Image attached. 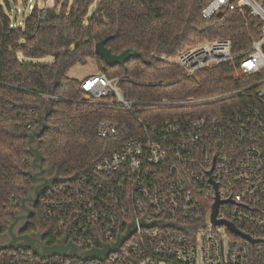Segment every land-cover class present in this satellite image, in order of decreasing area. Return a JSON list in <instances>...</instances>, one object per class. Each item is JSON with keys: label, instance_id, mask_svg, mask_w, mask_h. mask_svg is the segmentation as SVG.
Masks as SVG:
<instances>
[{"label": "built area", "instance_id": "built-area-1", "mask_svg": "<svg viewBox=\"0 0 264 264\" xmlns=\"http://www.w3.org/2000/svg\"><path fill=\"white\" fill-rule=\"evenodd\" d=\"M222 9L260 21V34L246 49L234 53L231 41L220 37L187 47L174 58H158L187 76L229 62L249 83L163 105L210 103L251 91L262 108L239 105L153 124L138 119V133L100 120L97 135L117 146L88 173L72 181L60 179L44 190L38 198L41 215L53 224V243L65 240L83 253L113 246L130 229L131 234L102 260L43 258L17 248L7 253L6 264H264V0H209L201 16L210 18ZM80 81L90 99L126 109L133 104L122 96L117 76L99 71ZM216 197V219L242 235L212 222Z\"/></svg>", "mask_w": 264, "mask_h": 264}, {"label": "trees", "instance_id": "trees-1", "mask_svg": "<svg viewBox=\"0 0 264 264\" xmlns=\"http://www.w3.org/2000/svg\"><path fill=\"white\" fill-rule=\"evenodd\" d=\"M20 1L29 12L12 19L17 0H0V234L7 231L34 184L28 140L46 111L45 128L34 143L42 155V175L72 181L117 146L113 139L97 135L100 120L138 133V119L153 124L226 112L239 105L262 108L251 91L210 103L163 105L203 99L249 83L229 62L187 76L158 58H174L193 44L220 37L231 41L234 53L241 52L260 34V21L248 13L222 9L203 18L201 9L209 0H62L49 7L34 0L31 9L30 0ZM101 40L112 54L129 49L134 56L122 66L109 67L94 54V45ZM44 56L52 60L27 61ZM89 58L107 76L120 78L122 96L133 103L130 109L86 97L81 81L67 75ZM35 208L25 230L55 242L53 224L42 217L39 200ZM12 251H0V264H6L5 256Z\"/></svg>", "mask_w": 264, "mask_h": 264}, {"label": "water", "instance_id": "water-1", "mask_svg": "<svg viewBox=\"0 0 264 264\" xmlns=\"http://www.w3.org/2000/svg\"><path fill=\"white\" fill-rule=\"evenodd\" d=\"M94 54L100 56L105 64L109 67H113L115 65H124L125 62L130 58V56H134V53L131 52V50L127 49L121 52L120 54H112L109 49L105 47V40H101L94 45ZM47 115V111L45 115L39 116L37 119L39 127L32 131L29 135V149L32 153V172L31 176L33 178L34 184L31 186L32 194L28 195L21 199L20 201V209L16 213V216L14 220L10 223V225L7 228V231L5 232L9 240L4 243H0V251L1 250H8V249H17V248H23V249H30L32 252L37 254L40 257H48L51 255H64V256H76L77 258H96V259H104L106 255L110 251L116 250L120 243H122L130 234L131 229L127 231V234L125 236H121L118 241L113 246H105L104 249H94L90 250L88 252H80L76 245H74L71 242H65V240H58L56 243L48 244L47 241L43 240V234L42 233H16L14 230L15 226L19 222H23L20 231L25 230L27 220L31 217L33 214L32 207L36 205L38 202L39 195L46 190L53 182H56L60 179L58 178H51L47 179L44 178L42 175L41 170V160L42 155L38 148L35 146V140L37 137L40 136L41 132L45 128V122L44 119ZM220 201L216 197L215 202L212 205V212H211V220L213 223L217 225H226L228 229L231 232H234L235 234H239L238 230H236L229 222L225 220L216 219V213H217V207L219 205ZM23 212V213H20Z\"/></svg>", "mask_w": 264, "mask_h": 264}, {"label": "rangeland", "instance_id": "rangeland-1", "mask_svg": "<svg viewBox=\"0 0 264 264\" xmlns=\"http://www.w3.org/2000/svg\"><path fill=\"white\" fill-rule=\"evenodd\" d=\"M11 1V0H10ZM62 0H38V3L40 6H52L56 2H61ZM97 0H95L96 2ZM30 4H34V0L29 1ZM29 10L27 8H22L21 1L17 0L16 4H12V13L10 14L11 18L14 19L15 16H18V18L22 19L23 15L28 14ZM200 43V42H198ZM196 43V44H198ZM193 44V45H196ZM191 45V46H193ZM190 47V46H189ZM52 60L51 56H44L41 58H29L27 61H31L34 63H46ZM99 71H103L97 61L93 58H89L85 64H77L69 69L67 72V75L72 78H76L78 80H82L85 77L91 76V75H97ZM110 74H114L113 72H110Z\"/></svg>", "mask_w": 264, "mask_h": 264}, {"label": "flooded vegetation", "instance_id": "flooded-vegetation-1", "mask_svg": "<svg viewBox=\"0 0 264 264\" xmlns=\"http://www.w3.org/2000/svg\"><path fill=\"white\" fill-rule=\"evenodd\" d=\"M31 194H32V191L30 190L29 193H28V195H31ZM32 212H33V214L31 215V217H32L33 215H35L36 212H37V209L35 208V206L32 207ZM20 213H23V212L20 211ZM28 220H29V219H28ZM28 220H27V222H28ZM22 224H23V222H19V223L15 226L14 230L16 231V233H24V234H26V233H36V232H32V231H29V232H28L27 230L20 231V228H21ZM25 229H26V228H25ZM8 240H9V237H8V235H7L6 233H1V234H0V243L7 242ZM43 240L48 242V240L45 239V238H43Z\"/></svg>", "mask_w": 264, "mask_h": 264}]
</instances>
